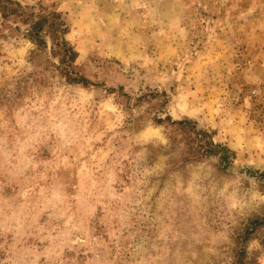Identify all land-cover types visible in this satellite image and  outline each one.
Listing matches in <instances>:
<instances>
[{
    "label": "rangeland",
    "instance_id": "374dc122",
    "mask_svg": "<svg viewBox=\"0 0 264 264\" xmlns=\"http://www.w3.org/2000/svg\"><path fill=\"white\" fill-rule=\"evenodd\" d=\"M21 1L63 13L91 83L0 38V264H264V0ZM166 115L234 163L181 165Z\"/></svg>",
    "mask_w": 264,
    "mask_h": 264
},
{
    "label": "trees",
    "instance_id": "16d2710c",
    "mask_svg": "<svg viewBox=\"0 0 264 264\" xmlns=\"http://www.w3.org/2000/svg\"><path fill=\"white\" fill-rule=\"evenodd\" d=\"M69 25L63 13L55 6L30 5L21 0H0V38H25L33 44L31 61H39L44 55L65 77L68 83L89 86L86 77L75 70L78 51L66 38ZM157 124L168 128L170 148L181 150V165L199 162L204 158L217 157L226 170L235 159L236 153L229 146L215 142L213 133L199 128L191 119L174 120L170 115L155 117ZM260 220L253 221L247 228L246 239H252L251 231L260 226ZM233 264H259L257 255H250L247 246L237 248Z\"/></svg>",
    "mask_w": 264,
    "mask_h": 264
}]
</instances>
